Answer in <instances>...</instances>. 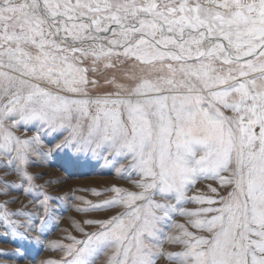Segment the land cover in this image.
I'll use <instances>...</instances> for the list:
<instances>
[{"label": "snow or ice", "instance_id": "6c2138e0", "mask_svg": "<svg viewBox=\"0 0 264 264\" xmlns=\"http://www.w3.org/2000/svg\"><path fill=\"white\" fill-rule=\"evenodd\" d=\"M85 159L129 187L53 194ZM70 200L109 215L49 241ZM0 229L31 264H264V0H0Z\"/></svg>", "mask_w": 264, "mask_h": 264}, {"label": "rangeland", "instance_id": "374dc122", "mask_svg": "<svg viewBox=\"0 0 264 264\" xmlns=\"http://www.w3.org/2000/svg\"><path fill=\"white\" fill-rule=\"evenodd\" d=\"M63 162V161H61ZM49 178L67 179V183L60 185L59 191H54L53 194L59 196H66L71 189H76L74 195L76 197H83L85 200L92 201L94 203L99 202L106 197L92 195V190L104 192L112 186L129 187L127 181L120 179L114 170L105 164L103 160H81L75 164L72 168L73 176L71 178L66 177V173L60 167L46 169ZM213 187H219L214 182ZM197 191L204 192L208 195H213L208 192L206 185H197ZM192 195L197 194L195 191ZM221 191V195H224ZM110 195V193H109ZM26 203V201H25ZM77 206L83 207L79 200H70L68 210L65 212L62 219L57 222V227L49 236V241H61L67 243L65 237L69 234L79 237L80 234L75 231L73 227V221H81L83 218H105L109 213H93L87 217H84L81 213L75 211ZM19 207V205H13V210ZM190 208L200 207L199 205H189ZM183 222V220H181ZM91 230V229H89ZM0 231H3L0 229ZM195 231V230H193ZM167 247V246H166ZM8 254V255H4ZM16 243L4 242L0 240V264H31V261L20 259L17 255ZM35 255V253H32ZM62 254L58 251L45 250L42 251L36 258V264H43L44 261L52 259L59 260ZM160 264H165L161 261Z\"/></svg>", "mask_w": 264, "mask_h": 264}]
</instances>
